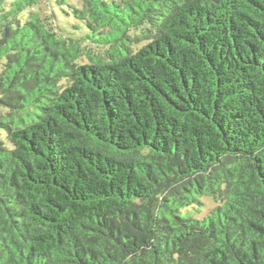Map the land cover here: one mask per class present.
<instances>
[{"label": "trees", "instance_id": "16d2710c", "mask_svg": "<svg viewBox=\"0 0 264 264\" xmlns=\"http://www.w3.org/2000/svg\"><path fill=\"white\" fill-rule=\"evenodd\" d=\"M0 106V264H264V0H0Z\"/></svg>", "mask_w": 264, "mask_h": 264}, {"label": "rangeland", "instance_id": "374dc122", "mask_svg": "<svg viewBox=\"0 0 264 264\" xmlns=\"http://www.w3.org/2000/svg\"><path fill=\"white\" fill-rule=\"evenodd\" d=\"M6 112H7V110H6L5 108H3V107L0 106V114H1V115H5ZM205 199H206V201H205V205H206V206H205L204 209L202 208L201 212H203V211H204V212H207V209L209 208V210H210V209L212 208V206H213V205H211V203H210L211 200H210L209 198H205ZM200 208H201V207H200ZM194 209H199V208L196 207V208H194ZM196 217L199 218V219L201 218V216H199V214H197Z\"/></svg>", "mask_w": 264, "mask_h": 264}]
</instances>
